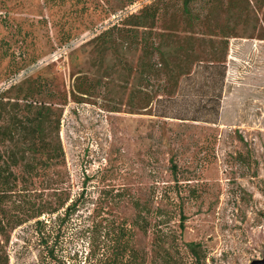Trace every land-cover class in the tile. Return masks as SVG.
Instances as JSON below:
<instances>
[{
    "label": "rangeland",
    "instance_id": "1",
    "mask_svg": "<svg viewBox=\"0 0 264 264\" xmlns=\"http://www.w3.org/2000/svg\"><path fill=\"white\" fill-rule=\"evenodd\" d=\"M128 18L155 19L136 33ZM222 33L227 50L209 41ZM163 43L194 59L174 104L156 101L169 88L151 45ZM33 87L44 92L32 98ZM37 98L50 107L46 142L65 156L40 178L25 175L31 197L7 195L4 208L56 202L44 187L58 179L63 198L78 199L58 244L68 264H89L94 224L126 226L127 264H264V0H191L189 11L184 0H0V127L33 118L25 104ZM28 142L11 146L28 152ZM33 222L3 236L9 264H41ZM115 249L101 237L94 252L104 264Z\"/></svg>",
    "mask_w": 264,
    "mask_h": 264
},
{
    "label": "trees",
    "instance_id": "2",
    "mask_svg": "<svg viewBox=\"0 0 264 264\" xmlns=\"http://www.w3.org/2000/svg\"><path fill=\"white\" fill-rule=\"evenodd\" d=\"M190 2L191 0H184V8L187 11H189ZM150 8L151 7H149V9ZM149 19L155 18H128L123 22V25L135 27L131 29L138 33L140 28L150 27ZM116 27L117 26L115 25L114 28ZM128 29L129 32H132L130 28ZM111 31L112 29H109L106 31V33L110 34ZM219 36L221 37L220 40H214L212 38L209 41L213 44L216 42H218V44L222 43L227 50L229 38L232 36L231 33H222ZM107 42L111 43V46H113L115 40L107 39L102 43V45H106ZM148 46H150V44L146 43L143 47V58L150 56L148 54L150 53ZM151 47L152 50L160 51L161 53L160 60L159 62L157 61L155 65L158 67L159 71H161V74L166 75V79L164 80V89L167 87L169 88V90H165L166 93H163V97L157 98L156 101L174 104L177 102L175 91L178 89L181 79L191 75L192 68L189 65H193L194 59H192V55L188 53H182L180 55L178 54V56H174L175 52H168V45L164 43L159 44L157 48L154 47V44H152ZM181 49H183V46H181ZM172 58L173 60H171ZM218 59L219 58L217 56H212L210 60L211 64L207 65L213 69L219 67V64L216 63H220L221 60ZM146 73L148 74V72ZM222 78H224V74H222ZM171 87L175 88V90L172 92H170ZM43 92V90L40 89L38 91L37 87H33L29 93L32 98H34L35 96L41 95ZM1 98L3 97L1 96ZM25 108L29 111H35L36 109L35 116L28 121L27 119L20 121L18 117H13L10 119L7 126L0 127V264H9L10 262V254L7 247L8 239L6 238V240L3 241V236L7 237V232L10 231L9 228L13 230L16 227L22 226L31 221H34L33 227L36 232L40 234V242L41 246L43 247L40 251V263L68 264V260L62 254V250L59 248L58 244L60 241V235L63 231L62 224L76 212L78 199L70 198L69 196L63 198V195L68 194L67 189L53 186L58 185V179L46 180L47 186L44 187V189H54L55 193H59L58 195L60 197L56 202L52 200L49 201L50 199H47L46 201L44 200L43 202L39 203L30 202L31 204L27 205L26 201L23 198H20L17 201L19 205L17 206L15 212H10L4 208L6 198L8 197L12 198L14 195L16 197H18V195H20V197H31V192H28L31 191L28 188V185L30 184V179L28 176H38L40 178L42 173L44 175L48 168H51L56 164H61V162H59V158L65 156L64 149L61 145L58 147H51V145L46 142L44 124L46 121H48V112L50 107L37 98L35 100L32 99L30 102H28V104H25ZM217 112V116H219V110ZM159 116L162 118H179L183 120H190L189 118L170 116L169 112H164ZM192 120L202 121L200 119ZM18 132L23 134H18ZM14 136H19V142H31V147H29L28 152H26V150L21 151L19 148L11 146ZM24 136H28V139L26 140ZM168 150L170 154L169 161L171 162V170L176 176L178 166L176 164L174 150L172 149L171 145H168ZM28 153H33L34 155L32 157V162L28 161ZM34 159L36 160L35 163ZM7 195L9 196L7 197ZM40 197L42 199L43 194L40 195ZM147 211L150 210L148 209ZM54 214H57L55 219L45 218L47 215ZM182 218V223H184L185 217L182 216ZM142 219L143 224L141 229L147 232L150 226L149 219L145 216H143ZM159 224H157V227H159ZM102 229L105 230L99 229V227L94 224L92 228L88 230L89 232H87V230L83 231L84 233H88L87 245L89 246L90 250L87 254L88 256L86 257V259H88V263H103V258H99L100 256L94 252L95 244L101 237L104 238L107 243H110V245H114V247H116V249L113 250L112 259L107 260L109 261V264H127L130 262V259L134 258L135 256L132 255V252L129 249L130 233L126 226H123L120 230L111 229L110 227H103ZM190 246L193 255L198 258L197 246L199 245L192 243ZM102 257H105L104 254ZM107 261H105L104 264H108Z\"/></svg>",
    "mask_w": 264,
    "mask_h": 264
},
{
    "label": "water",
    "instance_id": "3",
    "mask_svg": "<svg viewBox=\"0 0 264 264\" xmlns=\"http://www.w3.org/2000/svg\"><path fill=\"white\" fill-rule=\"evenodd\" d=\"M253 264H262L261 261H255Z\"/></svg>",
    "mask_w": 264,
    "mask_h": 264
}]
</instances>
